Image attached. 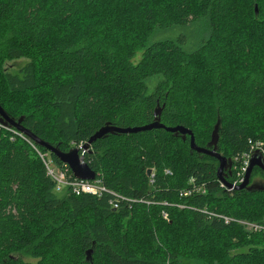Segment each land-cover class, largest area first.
I'll return each mask as SVG.
<instances>
[{"label":"trees","instance_id":"trees-1","mask_svg":"<svg viewBox=\"0 0 264 264\" xmlns=\"http://www.w3.org/2000/svg\"><path fill=\"white\" fill-rule=\"evenodd\" d=\"M0 105L62 151L158 106L165 127L98 138L82 156L108 191L59 196L49 151L0 121V264H264V231L223 218L264 225V191L228 190L216 158L166 130L207 146L220 119L230 182L250 142L264 148V0H0Z\"/></svg>","mask_w":264,"mask_h":264},{"label":"water","instance_id":"water-1","mask_svg":"<svg viewBox=\"0 0 264 264\" xmlns=\"http://www.w3.org/2000/svg\"><path fill=\"white\" fill-rule=\"evenodd\" d=\"M161 111L162 107L158 106L155 110V120L154 122L137 127H119L110 124H106L100 130H98L87 142H85L83 148L84 150H91L93 142H95L98 138H101L105 134L111 133H132L143 130H152L154 128H165L161 123ZM0 121L11 124L16 127L18 130L29 136L35 142L44 146L50 153L55 154L63 163H66L73 174L80 179L84 180H94L97 177V173L90 167V165L84 161L83 156L80 152V149L77 147L71 148L69 151H62L58 147L52 146L51 144L43 141L38 136L33 134L30 130L24 128L21 125V120L14 121L10 119L6 110L3 106L0 105ZM220 126L221 120L218 119L213 132L212 137L207 146H199L196 141L192 130L185 126H174V127H166V130L175 133L176 135L181 134L182 138L186 140L187 136H190V145L191 148L199 153H204L206 155L212 156L216 158L219 162L217 175L219 180L225 185L228 190L233 189H248L250 191H264V185H259V183H252L251 175L255 167H259L264 171V155L260 151H256L252 157L250 158L249 167L246 172L245 179L242 183L238 185H234L227 179V171L231 170L233 161L231 158H228L221 154L218 150L219 138H220ZM152 172L151 169L148 170V174L150 175ZM91 252H88L90 256Z\"/></svg>","mask_w":264,"mask_h":264},{"label":"built area","instance_id":"built-area-1","mask_svg":"<svg viewBox=\"0 0 264 264\" xmlns=\"http://www.w3.org/2000/svg\"><path fill=\"white\" fill-rule=\"evenodd\" d=\"M1 125L2 123L0 122V126ZM15 132L31 140L29 136H27L20 130L17 129ZM250 143H251L250 151L243 156H237L235 159L236 164L239 162V166H240V169L237 173V177L235 178L234 181H232V183L235 186L244 181L247 169L249 167L250 158L252 157V155L256 151H260L261 153L264 152L262 142L257 141V142L252 143L251 141ZM84 144L85 142H80L74 147L79 148L81 154H84L87 151V150H84L83 148ZM39 155L44 162L47 175L50 176L55 182L56 191L70 189V191L75 195L91 194V195H97V196H102L104 192L108 191V187L102 178L98 176L94 180H84V179L77 178L66 163H63L62 165H58L53 160L49 152H39ZM233 165H234V168L237 167V165H235L234 162H233ZM165 172L167 174L172 173L170 169H166ZM150 177L151 178L154 177V172H151ZM222 185L225 186L223 183ZM190 193H191L190 190L189 191L186 190L182 192V195L186 196V195H189ZM111 204L114 206V208L119 207L117 201L111 202ZM163 215L165 218H168L167 212H163ZM223 218L225 219L226 223H230L234 221V222H238L244 225L246 228L250 230H253V231L263 230L264 231V225L256 223V222H250V221L242 220V219H235L229 216H223Z\"/></svg>","mask_w":264,"mask_h":264},{"label":"rangeland","instance_id":"rangeland-1","mask_svg":"<svg viewBox=\"0 0 264 264\" xmlns=\"http://www.w3.org/2000/svg\"><path fill=\"white\" fill-rule=\"evenodd\" d=\"M170 35L167 34V32H164L162 35L156 36L157 39H162L165 37H173V36H184V37H191L193 34L191 32H189L188 29L185 28H180L177 29V33L172 34L174 32H168ZM201 33L200 31L197 29L196 31V35L199 36ZM154 41V38L150 39V42ZM27 62L26 58H21V59H16V60H11L7 62V68L9 71L12 72H18ZM229 171V170H228ZM227 171V173H228ZM252 183H259V185H264V176L258 175L256 176L254 179H252ZM66 190H62V191H57V193H59L58 195L61 196ZM18 257H22L24 260L26 261H30L33 264H37V258L32 257L31 255H29L28 253L25 252H19L15 254ZM183 264H194L196 263V261L194 260H182Z\"/></svg>","mask_w":264,"mask_h":264},{"label":"bare ground","instance_id":"bare-ground-1","mask_svg":"<svg viewBox=\"0 0 264 264\" xmlns=\"http://www.w3.org/2000/svg\"><path fill=\"white\" fill-rule=\"evenodd\" d=\"M121 199V198H120Z\"/></svg>","mask_w":264,"mask_h":264}]
</instances>
